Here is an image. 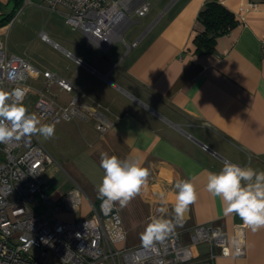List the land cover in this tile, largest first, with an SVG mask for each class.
<instances>
[{
	"label": "crops",
	"instance_id": "0c3cea01",
	"mask_svg": "<svg viewBox=\"0 0 264 264\" xmlns=\"http://www.w3.org/2000/svg\"><path fill=\"white\" fill-rule=\"evenodd\" d=\"M11 1L0 0V14ZM206 1L155 0L146 15L132 18L121 37L94 40L90 48L78 31L80 40L46 32L50 41H45L38 33L44 47L37 53L32 49L37 67L74 85L71 93L55 87L54 97L67 103L77 95L111 123L100 135L92 118L55 122L54 135L42 143L61 168L49 174L43 191L48 204L40 194L38 202L34 197L38 214L63 221L92 217L91 202L100 201L104 174L101 153L107 152L138 160L149 172L127 206L115 203L121 223L103 219L116 248L143 243L146 226L157 217L171 220L168 235L179 233L184 241L193 226L218 225L230 246L240 225L244 253L219 256L215 264H264V228L252 231L235 214L226 215L220 198L206 190L207 172H219L225 162L264 171V0H217L238 22L216 37L212 50L198 51L194 37L204 26L197 14ZM247 3L253 5L245 8ZM132 26L137 28L130 31ZM30 54L25 58L32 60ZM178 180L191 181L196 192L179 222L174 213ZM75 184L86 195L70 209L61 199ZM52 208H57L54 215ZM206 249L195 246L194 261L203 260Z\"/></svg>",
	"mask_w": 264,
	"mask_h": 264
},
{
	"label": "built area",
	"instance_id": "2783aa9c",
	"mask_svg": "<svg viewBox=\"0 0 264 264\" xmlns=\"http://www.w3.org/2000/svg\"><path fill=\"white\" fill-rule=\"evenodd\" d=\"M154 1L44 0V4L58 11L71 30L80 32L90 48L94 40L121 37L132 18L146 15ZM250 5L253 4L247 3L245 8ZM39 35L50 41L46 32ZM261 47L264 50V36ZM55 87L71 93L74 85L70 78L9 52L6 40L0 39V90L12 92L20 88L25 92L23 105L34 99L37 115L51 123L92 118L100 135L108 131L111 123L100 110L77 95L61 103L54 97ZM54 167L61 168L37 134L0 143V264H215L219 256L244 253L245 234L240 225L234 227L232 246L220 226L200 224L190 228L188 241L174 233L150 246L141 243L114 248L106 236L103 219L108 217L118 225L121 218L116 204L102 208L101 199L97 205L91 202L93 214L88 219L44 218L35 211L33 199L40 194L48 204L49 197L43 191ZM83 195L84 190L75 184L61 200L74 209ZM51 210L53 215L57 212V208ZM202 244L207 246L205 257L194 261L193 249Z\"/></svg>",
	"mask_w": 264,
	"mask_h": 264
},
{
	"label": "clouds",
	"instance_id": "9594fccd",
	"mask_svg": "<svg viewBox=\"0 0 264 264\" xmlns=\"http://www.w3.org/2000/svg\"><path fill=\"white\" fill-rule=\"evenodd\" d=\"M24 95L20 88L12 92L0 90V143L30 138L33 134L46 139L54 135V125H41L34 114L28 113L22 103ZM100 167L104 171L98 186L102 208H111L115 203L121 208L127 206L149 175L140 161L121 160L107 152L101 153ZM175 189L174 213L179 222L188 205L196 199V192L189 180H178ZM206 190L212 197L220 198L226 215L235 214L252 231L264 228V171L225 162L219 172H207ZM160 195L163 200L164 193ZM173 228L169 219L152 218L142 234V242L150 246L154 241H163Z\"/></svg>",
	"mask_w": 264,
	"mask_h": 264
},
{
	"label": "rangeland",
	"instance_id": "374dc122",
	"mask_svg": "<svg viewBox=\"0 0 264 264\" xmlns=\"http://www.w3.org/2000/svg\"><path fill=\"white\" fill-rule=\"evenodd\" d=\"M13 4L14 1H11L9 4L3 6L4 10L3 13L0 14V19L12 10ZM44 6V0L43 4L42 0H32L31 3L28 4L25 3V0L22 3L19 2L14 9L11 19L5 20V23L1 24L0 37L6 40L10 52L23 55L24 57L32 53V49L35 50L36 53L40 52L44 47L38 35L40 31L47 32L51 37L53 36L52 33L55 32L70 40H80L79 34L71 30L70 26L64 22L63 17ZM13 18L15 19L12 21ZM135 28H137V26H132L130 31ZM125 38L127 39V36H125ZM35 54H30L33 58L29 60L37 66L39 65V61L37 62ZM24 106L28 109V113L34 114L37 117L41 125L48 124L54 125V127L57 125V123H51L49 120H44L37 115L34 110V99L25 101ZM37 135L44 144H47L46 138L42 135ZM39 200L40 196L36 195L35 202ZM108 239L112 241V246L116 248L114 243L115 240L112 238L111 234H108Z\"/></svg>",
	"mask_w": 264,
	"mask_h": 264
},
{
	"label": "trees",
	"instance_id": "16d2710c",
	"mask_svg": "<svg viewBox=\"0 0 264 264\" xmlns=\"http://www.w3.org/2000/svg\"><path fill=\"white\" fill-rule=\"evenodd\" d=\"M12 1H14L12 10L0 19V26L5 23V20L11 19L17 4L22 3L24 0ZM197 19L204 26L203 31L194 37L198 51L212 50L216 37L227 32L238 22L234 13L217 0H207L198 11Z\"/></svg>",
	"mask_w": 264,
	"mask_h": 264
},
{
	"label": "water",
	"instance_id": "95a60500",
	"mask_svg": "<svg viewBox=\"0 0 264 264\" xmlns=\"http://www.w3.org/2000/svg\"><path fill=\"white\" fill-rule=\"evenodd\" d=\"M74 57L76 58L77 56L74 54Z\"/></svg>",
	"mask_w": 264,
	"mask_h": 264
}]
</instances>
